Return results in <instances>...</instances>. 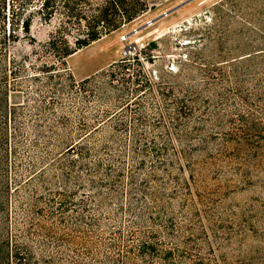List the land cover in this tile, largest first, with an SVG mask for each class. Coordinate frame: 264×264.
<instances>
[{
    "label": "rangeland",
    "instance_id": "1",
    "mask_svg": "<svg viewBox=\"0 0 264 264\" xmlns=\"http://www.w3.org/2000/svg\"><path fill=\"white\" fill-rule=\"evenodd\" d=\"M185 1L148 0L136 19L68 57L84 34L76 28L60 34L63 10L49 19L37 3L29 11L35 40L19 32L7 44L10 54L1 61L10 81L7 101L23 107L9 210L14 215L22 203L30 216L42 196L39 206L58 211L66 198V225L42 220L65 235L66 264L91 257L112 264L106 256L119 251L125 264H146L138 252L144 232L174 248L177 264H264V0H190L177 7ZM123 35L131 47H123ZM35 123L55 125L59 138L43 163L31 147ZM81 135L84 154L58 155ZM111 153L122 160L113 174L118 195L100 183ZM63 157L69 180L53 166ZM16 162L37 167L16 174ZM41 169L47 182L28 185ZM50 192H57L55 201ZM131 198L142 207L140 223L130 215ZM90 212L99 220L95 229L86 223Z\"/></svg>",
    "mask_w": 264,
    "mask_h": 264
},
{
    "label": "trees",
    "instance_id": "2",
    "mask_svg": "<svg viewBox=\"0 0 264 264\" xmlns=\"http://www.w3.org/2000/svg\"><path fill=\"white\" fill-rule=\"evenodd\" d=\"M37 3L42 9L43 15H46L49 19L56 12L63 10L65 19L63 20L64 25L59 31L60 34H66L72 28H76L84 34L83 37H77L75 41L76 47L78 48L68 50L65 57L70 56L79 48L89 45L104 35L119 29L124 23L133 21L149 8L148 0H0V264H66L65 254L61 250L65 235L57 234L53 231V227L42 223V220L57 218L61 224L66 225L68 222L65 213L68 206L67 199L63 197L60 200L59 207H57L58 211H56L52 208L48 210L43 209V207L38 205L40 200H43V197H36V205L33 207L32 215L30 216H28L27 207L22 203L14 211V215L8 206V200L11 194V153H14L16 156L17 146L23 142V125L20 120L23 107L9 105L7 101L10 81L8 80L7 68L1 61L5 54H10L7 44L11 41L15 42L19 40V32H22L25 37L30 36L29 38L35 40L30 35L34 17L33 15L31 16V12L29 11L38 7ZM88 12L90 14H87ZM9 20L10 24L6 27ZM84 23L85 28H83ZM54 36L52 35V39L49 40V45L54 42ZM134 58L138 62V56ZM15 62L16 60L13 58V63ZM11 72H13L12 69ZM88 79L90 77L84 78L83 81L86 82ZM60 123L62 127H66V118L64 117ZM34 126L36 137L32 140L31 147L37 150V152H40V157H42L40 163H43L51 153L49 146L51 143L59 140V138L56 137V133L52 129L55 125L47 129H42L41 127L44 125L38 123H35ZM42 139L45 140L43 145L44 153H41L38 148L41 145L40 140ZM82 139L83 136L81 135L77 141L68 144L58 155L61 156L64 153L68 155L77 149L78 154H84L85 148L83 149ZM63 159L67 158H58V161L53 163V166L58 165L61 171L65 172L63 173L65 179L69 180L71 178L70 171L60 166ZM36 163H39V161H36ZM36 163L30 162L29 167H24L21 163L16 162L15 165L12 163V166L14 167L15 173L20 174L23 170L29 172L34 171L37 167ZM71 163L73 164V162ZM121 163L122 160L115 158L111 153L105 171L106 177L100 181L102 186L105 185V187L112 189L110 192L115 195L119 193L120 180L113 177L115 171L114 166L117 165L120 168ZM45 172V169H41L36 173L37 175L35 174L36 176L33 175L31 177L30 181L28 179L25 182L30 185L40 180L44 184L47 182L44 177ZM14 180L16 183L19 181L17 177H14ZM43 186L48 188L45 185ZM96 186L98 187V185ZM18 192L19 190H17ZM56 193H49L51 201H55L54 197ZM137 201L140 200L137 199ZM101 202L103 203V201ZM138 204L133 198L128 207L133 220L139 218L138 221L134 220L136 223L144 217L140 213L142 207L139 209V206H134ZM94 214L96 213L90 212V216H85L89 218V221L86 223L91 229H95L99 222ZM18 223H21L24 227L16 225ZM144 233L138 245V252L141 258H149L146 264H153L150 262H153L156 258H160L161 264H177L174 257V248L165 249L154 233ZM119 234V236H122L121 232ZM135 234L136 232L132 231L129 235ZM126 250L127 252L132 251L129 246H127ZM106 259L112 264H125L121 251L114 257L106 256ZM80 262L77 258L72 259V264H80ZM84 264L95 263L91 257Z\"/></svg>",
    "mask_w": 264,
    "mask_h": 264
},
{
    "label": "built area",
    "instance_id": "3",
    "mask_svg": "<svg viewBox=\"0 0 264 264\" xmlns=\"http://www.w3.org/2000/svg\"><path fill=\"white\" fill-rule=\"evenodd\" d=\"M122 37V42H123V47L125 48V47H131L132 45V43L131 42H128L127 41V37L125 36V35H123V36H121ZM125 54H127V51H125L124 52Z\"/></svg>",
    "mask_w": 264,
    "mask_h": 264
},
{
    "label": "water",
    "instance_id": "4",
    "mask_svg": "<svg viewBox=\"0 0 264 264\" xmlns=\"http://www.w3.org/2000/svg\"><path fill=\"white\" fill-rule=\"evenodd\" d=\"M188 1H190V0H187V1H185V2H183V3H181V4H179L177 7H179V6L183 5L184 3L188 2ZM177 7H175V8H177ZM175 8H174V9H175ZM166 14H168V12H167V11L163 13V15H166ZM150 22H151V21H150Z\"/></svg>",
    "mask_w": 264,
    "mask_h": 264
},
{
    "label": "crops",
    "instance_id": "5",
    "mask_svg": "<svg viewBox=\"0 0 264 264\" xmlns=\"http://www.w3.org/2000/svg\"><path fill=\"white\" fill-rule=\"evenodd\" d=\"M77 52V51H76ZM76 52H74L73 54H75ZM73 54H71V55H73Z\"/></svg>",
    "mask_w": 264,
    "mask_h": 264
}]
</instances>
